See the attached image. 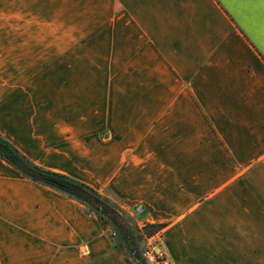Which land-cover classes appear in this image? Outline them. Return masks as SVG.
I'll return each mask as SVG.
<instances>
[{"label": "crops", "instance_id": "crops-1", "mask_svg": "<svg viewBox=\"0 0 264 264\" xmlns=\"http://www.w3.org/2000/svg\"><path fill=\"white\" fill-rule=\"evenodd\" d=\"M0 134L166 264H264L260 0H0ZM108 232L0 161V264H135Z\"/></svg>", "mask_w": 264, "mask_h": 264}, {"label": "trees", "instance_id": "trees-1", "mask_svg": "<svg viewBox=\"0 0 264 264\" xmlns=\"http://www.w3.org/2000/svg\"><path fill=\"white\" fill-rule=\"evenodd\" d=\"M0 161L27 180L48 187L82 205L88 216H99L109 226L111 236L115 237L114 247L128 252L137 264L143 263L139 255L140 240L152 238L166 227L147 223L139 226L116 200L85 183L36 165L1 134Z\"/></svg>", "mask_w": 264, "mask_h": 264}, {"label": "built area", "instance_id": "built-area-1", "mask_svg": "<svg viewBox=\"0 0 264 264\" xmlns=\"http://www.w3.org/2000/svg\"><path fill=\"white\" fill-rule=\"evenodd\" d=\"M136 210L139 212L143 211L141 207L136 208ZM156 236L149 239H145L147 245L141 253L142 260L145 264H166V260L164 259V257H162L158 253L159 247Z\"/></svg>", "mask_w": 264, "mask_h": 264}, {"label": "rangeland", "instance_id": "rangeland-1", "mask_svg": "<svg viewBox=\"0 0 264 264\" xmlns=\"http://www.w3.org/2000/svg\"><path fill=\"white\" fill-rule=\"evenodd\" d=\"M106 196L107 195H109L107 192H105L104 193ZM117 202V201H116ZM138 208V207H137ZM133 213L135 214V215H140L141 214V212H139V211H137L136 210V208H135V210L133 211ZM105 223V222H104ZM106 224V223H105ZM107 225V224H106ZM108 226V225H107ZM140 226H142V225H140ZM108 228H109V226H108ZM111 231H110V228H109V232H108V237L110 238V240H111V242H112V244H113V246H114V243H113V238H115L114 236H111ZM149 239V238H148ZM146 245H147V242H146V240H144V239H142V240H140V242H139V255H140V258H141V260H142V257H141V253H142V251H143V249L146 247ZM125 253H126V256L130 259V260H132L135 264H137V262L135 261V259L130 255V254H128V252H126V251H124ZM142 264H145L144 263V261L142 260Z\"/></svg>", "mask_w": 264, "mask_h": 264}, {"label": "snow or ice", "instance_id": "snow-or-ice-1", "mask_svg": "<svg viewBox=\"0 0 264 264\" xmlns=\"http://www.w3.org/2000/svg\"><path fill=\"white\" fill-rule=\"evenodd\" d=\"M227 3H247L249 0H226ZM262 7H264V0H260Z\"/></svg>", "mask_w": 264, "mask_h": 264}]
</instances>
